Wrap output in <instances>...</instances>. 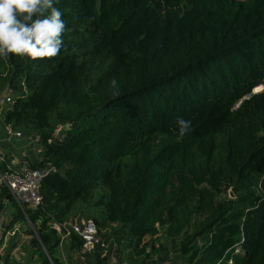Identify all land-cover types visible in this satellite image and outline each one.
<instances>
[{
    "label": "trees",
    "instance_id": "obj_1",
    "mask_svg": "<svg viewBox=\"0 0 264 264\" xmlns=\"http://www.w3.org/2000/svg\"><path fill=\"white\" fill-rule=\"evenodd\" d=\"M56 6L67 25L57 57L0 58L2 122L38 137L41 160L28 167L55 168L36 208L0 187V218L15 208L2 233L25 227V264H103V248L81 253L80 238L60 243L53 226L94 210L98 233L115 225L135 261L145 252L133 264L169 261V245L170 264H264V90L253 92L264 85V0ZM177 117L190 121L184 135ZM159 226L164 241L143 242Z\"/></svg>",
    "mask_w": 264,
    "mask_h": 264
},
{
    "label": "clouds",
    "instance_id": "obj_2",
    "mask_svg": "<svg viewBox=\"0 0 264 264\" xmlns=\"http://www.w3.org/2000/svg\"><path fill=\"white\" fill-rule=\"evenodd\" d=\"M59 0H0V58L11 55L36 61L57 57L64 47L66 23ZM115 88L117 81L112 80ZM256 92V91H255ZM179 135L190 121L177 117Z\"/></svg>",
    "mask_w": 264,
    "mask_h": 264
},
{
    "label": "built area",
    "instance_id": "obj_3",
    "mask_svg": "<svg viewBox=\"0 0 264 264\" xmlns=\"http://www.w3.org/2000/svg\"><path fill=\"white\" fill-rule=\"evenodd\" d=\"M7 102H10V98L7 95L0 98V104ZM7 133L13 136H21L19 132L12 133L9 126H7ZM53 171H55V168L49 163L39 168H30L26 164L20 165L17 170L8 168L6 171L0 173V187L7 189L8 195L17 203L22 211H24L25 207L36 208L42 203V196L40 194L42 179ZM53 226L60 236V243L71 233L80 238L83 241L82 253L91 251L97 246L103 248L102 254L107 250L108 243L101 239L98 228L91 219L67 221L62 224L54 223ZM231 263V260H228L226 264ZM0 264H4L1 259ZM122 264L126 263L123 262Z\"/></svg>",
    "mask_w": 264,
    "mask_h": 264
},
{
    "label": "rangeland",
    "instance_id": "obj_4",
    "mask_svg": "<svg viewBox=\"0 0 264 264\" xmlns=\"http://www.w3.org/2000/svg\"><path fill=\"white\" fill-rule=\"evenodd\" d=\"M0 87H6V86H4L2 82H0ZM4 90L2 91V89H0V96L4 93ZM261 90H264V85H262L261 89L258 88L256 92H259ZM253 92H255V90H253ZM3 110H4V105H0V134L3 135V139L8 140L7 139L8 136H11L12 134L9 135L7 133V127L4 126V124L2 122ZM58 130L59 129H57L56 131H58ZM13 132L14 131L12 130V133ZM21 137H23L25 139L30 137V139L32 141L31 143H33L35 141L37 142V138H38L36 135H33V134H29V135L21 134ZM229 191L232 192L231 189H228V191H227L228 194H229ZM229 197L233 198L234 193H233V196H229ZM11 211H12L11 208H6L5 211L2 213L1 217L6 216V219H7L9 217V214H11V216H10V220H11L13 218L12 214H14V213H11ZM95 213L97 214V210H94V215L96 216ZM75 215H76V217H73L74 219H78L80 217L78 214H75ZM95 216L91 217V218L83 217L80 219L81 220L91 219L94 222H96L97 218H95ZM164 227L165 226H159L158 227V229H159L158 234L156 236L146 237L145 239H143V242H146L147 244H149L150 240H152L153 243L158 246L160 244L159 242L164 241V234H165ZM14 228H16L15 234L10 236V234L7 233L4 236V238L3 237L0 238V259L4 262V259L6 257H9V263L10 264H25L27 261V258L29 256V253H30V248H29L28 243H27L29 237H28V235L25 234L26 233L25 227H23V226L21 227V225L16 224V225H14ZM102 228H103V230H102V232L99 233V236L102 237L103 235L106 234L107 235V236L105 235L107 238L106 240L109 241L110 243H112V245L109 247V242H108V247H107V250L105 251L106 261L103 262V264H112L111 260H113V261L115 260L118 263L126 262L127 264H133V263L140 262V260L145 255V252L141 253L139 255L138 262L135 261L134 257L136 256V254L132 248V245H129L128 241L124 238L123 235H122V237L119 236L120 231L117 230V227L115 228V225H113L112 227L111 226H103ZM0 232H1V229H0ZM115 246L117 247V249L115 248ZM237 249H239V247H237ZM146 251H149V249H147ZM152 254L156 255L158 253H156V254L152 253ZM168 255H169V261L164 262L165 264H170L169 263L170 258H173V256L177 255L172 250L170 245H169Z\"/></svg>",
    "mask_w": 264,
    "mask_h": 264
},
{
    "label": "crops",
    "instance_id": "obj_5",
    "mask_svg": "<svg viewBox=\"0 0 264 264\" xmlns=\"http://www.w3.org/2000/svg\"><path fill=\"white\" fill-rule=\"evenodd\" d=\"M5 91V90H4ZM6 135V134H5ZM8 136V135H7ZM7 138V137H6ZM6 139H3V135L0 134V161H3L6 163V166L10 169L17 170L20 165L33 163L36 161L41 160V151L38 143L35 141L31 143L30 137L27 139L21 137V136H8ZM11 197L8 195L7 199H10ZM12 199V198H11ZM7 200L6 202H8ZM7 208H11V213L15 210L12 204L9 205V203H6ZM21 209V208H20ZM13 215V214H12ZM11 214H9V217L6 219V225L8 224L10 220ZM5 225V229H6ZM15 229L13 228L12 231H7L5 234L2 232L4 230H1L0 232V238L3 237L8 233L10 236L15 234ZM102 231V229H101ZM117 249V247L115 246ZM82 253V252H81ZM80 252H76L70 256V260L73 262L75 259L79 258V260H82V257L79 255ZM78 254V255H77ZM105 254V253H104ZM103 255V254H102ZM111 257V256H110ZM112 264H122V262L118 263L111 260ZM83 263V262H82ZM126 263V262H125ZM127 264V263H126ZM145 264H165L164 259H162V256L159 254L151 255L148 260H146Z\"/></svg>",
    "mask_w": 264,
    "mask_h": 264
},
{
    "label": "water",
    "instance_id": "obj_6",
    "mask_svg": "<svg viewBox=\"0 0 264 264\" xmlns=\"http://www.w3.org/2000/svg\"><path fill=\"white\" fill-rule=\"evenodd\" d=\"M229 196H233V193L231 191H229ZM5 225H6V216H2L0 219V229L4 230L5 229Z\"/></svg>",
    "mask_w": 264,
    "mask_h": 264
}]
</instances>
